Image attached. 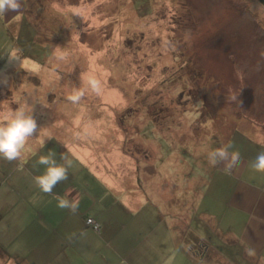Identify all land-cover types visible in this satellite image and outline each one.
Masks as SVG:
<instances>
[{"label": "rangeland", "instance_id": "rangeland-1", "mask_svg": "<svg viewBox=\"0 0 264 264\" xmlns=\"http://www.w3.org/2000/svg\"><path fill=\"white\" fill-rule=\"evenodd\" d=\"M16 17L0 18V79H7L0 85V124L28 98L40 133L20 159L0 158V214L9 213L0 227L17 221L11 233L18 235L29 212L54 200L31 177L45 166L41 156L57 159L64 147L119 196L141 200L135 220H151L153 233L133 228L114 262L199 264L191 250L208 244L225 251L210 224L224 193L215 194L218 163L208 157L220 148L264 152L250 138L264 136V6L257 0H26ZM13 51L20 64L9 63ZM85 74L101 82L100 94L88 88ZM85 89L78 103L68 99ZM162 225L163 238L176 244L173 254L144 255L143 238L158 236V243ZM85 263L81 256L75 262Z\"/></svg>", "mask_w": 264, "mask_h": 264}, {"label": "crops", "instance_id": "crops-1", "mask_svg": "<svg viewBox=\"0 0 264 264\" xmlns=\"http://www.w3.org/2000/svg\"><path fill=\"white\" fill-rule=\"evenodd\" d=\"M24 1L26 0H20L19 13L24 7ZM19 13L9 11L0 18L5 17L7 22L15 21ZM250 138L255 144L261 143L264 146V136ZM49 142L51 141L46 143ZM42 148L38 147L37 153H40ZM62 149L55 160L58 164L68 167L67 181L58 182L54 186L52 202L49 203L47 199L41 208L29 212L25 229L15 231L18 235L11 233L17 221L7 222L0 227V264H58L63 259V264H75L80 256L86 260L85 264H124L117 260L115 263L114 260L118 257L116 253L119 252L120 246L129 238L127 233L133 228L137 234H142L146 229L150 232V219H134L144 207L138 197H134V202L119 196L115 186L109 185L94 170L84 166L83 160L75 157L74 153H66L64 147ZM227 151L229 161L218 163L211 179L213 183L219 176L215 185L216 189H219H215V194L220 196L224 193L223 200H220L223 209L217 214L209 215V218H214L212 223L208 222L225 251H218L201 240L204 247L191 250V258L192 261L198 260L199 264H264V172H258L252 167L256 157L253 153L258 150L256 147L251 153L229 149ZM233 153H239V162L228 169L227 163ZM61 154H64V160L61 159ZM41 169L43 170L39 171V175L46 170L45 166ZM39 175L34 174L31 178ZM57 197L75 203L76 209L73 211L58 207ZM1 213L0 222L6 220L3 218L9 214L3 211ZM85 217L94 218L100 224V230L96 232L87 226ZM158 219L160 220V217ZM112 223L115 225L112 226ZM141 225L144 227L141 228ZM157 225H161L158 220ZM152 233L150 232V235ZM158 234V243V236L143 238L146 243L144 255H156L158 252L160 256L164 253L173 254L176 244L163 238V225L156 235ZM22 239H25V243L20 241ZM15 243V247H12ZM21 244L24 246L21 247ZM135 254L134 250L129 255ZM153 264L160 263L156 259Z\"/></svg>", "mask_w": 264, "mask_h": 264}, {"label": "clouds", "instance_id": "clouds-1", "mask_svg": "<svg viewBox=\"0 0 264 264\" xmlns=\"http://www.w3.org/2000/svg\"><path fill=\"white\" fill-rule=\"evenodd\" d=\"M21 10L20 0H0V16H5V13L12 11L19 13ZM8 55L9 63L18 62L20 58L17 51H13ZM86 84L95 94H100L102 91L101 82L95 77L85 74ZM0 85H7V79H0ZM85 90H78L70 95L68 99L73 103H78L85 94ZM233 99H236L233 97ZM203 103V102H200ZM34 103L29 104L28 98H23L22 103L14 110L10 111L4 117V123L0 124V158L9 162L18 160L22 156V152L26 147L27 141L30 138L37 136L40 133L38 124L33 116ZM45 142V141H44ZM209 162L217 164L220 162L229 161V153L227 149L220 148L209 153ZM61 159L64 160V154H61ZM239 162V153L231 154L230 162L227 163V168L231 169ZM40 165H45L46 170L42 175L34 177L35 185L46 194H53V188L58 182L67 181L68 167L58 164L55 159L49 156H41L38 160ZM70 167V162L68 164ZM252 167L258 172H264V152H260L252 162ZM58 207L69 208L75 210L77 205L69 202L66 199L57 197Z\"/></svg>", "mask_w": 264, "mask_h": 264}, {"label": "built area", "instance_id": "built-area-1", "mask_svg": "<svg viewBox=\"0 0 264 264\" xmlns=\"http://www.w3.org/2000/svg\"><path fill=\"white\" fill-rule=\"evenodd\" d=\"M86 224L91 226L95 231L99 230V225L93 218H86Z\"/></svg>", "mask_w": 264, "mask_h": 264}, {"label": "trees", "instance_id": "trees-1", "mask_svg": "<svg viewBox=\"0 0 264 264\" xmlns=\"http://www.w3.org/2000/svg\"><path fill=\"white\" fill-rule=\"evenodd\" d=\"M258 1V3L259 4H261L262 6H264V0H257ZM86 218H92V217H85V222H86ZM94 219V218H93ZM95 220V219H94ZM96 221V220H95ZM97 222V221H96ZM98 223V222H97ZM87 225V224H86ZM98 225H99V230H100V224L98 223ZM87 226H89V225H87ZM89 227H91V226H89ZM92 228V227H91ZM93 229V228H92ZM94 230V229H93ZM98 230V231H99ZM95 231V230H94ZM98 231H96V232H98Z\"/></svg>", "mask_w": 264, "mask_h": 264}]
</instances>
